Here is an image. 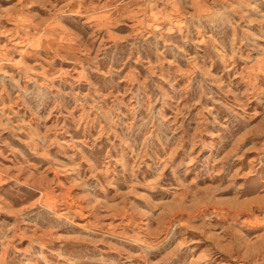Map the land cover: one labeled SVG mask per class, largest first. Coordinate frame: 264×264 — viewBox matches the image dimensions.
Here are the masks:
<instances>
[{"label":"rangeland","instance_id":"1","mask_svg":"<svg viewBox=\"0 0 264 264\" xmlns=\"http://www.w3.org/2000/svg\"><path fill=\"white\" fill-rule=\"evenodd\" d=\"M0 264H264V0H0Z\"/></svg>","mask_w":264,"mask_h":264}]
</instances>
